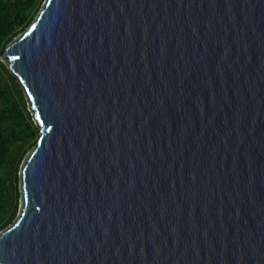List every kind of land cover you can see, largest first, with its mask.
<instances>
[{"label":"water","instance_id":"1","mask_svg":"<svg viewBox=\"0 0 264 264\" xmlns=\"http://www.w3.org/2000/svg\"><path fill=\"white\" fill-rule=\"evenodd\" d=\"M1 60L40 136L0 264H264V0H45Z\"/></svg>","mask_w":264,"mask_h":264},{"label":"trees","instance_id":"2","mask_svg":"<svg viewBox=\"0 0 264 264\" xmlns=\"http://www.w3.org/2000/svg\"><path fill=\"white\" fill-rule=\"evenodd\" d=\"M44 1L0 0V231L19 215L22 165L40 136L26 95L1 56L31 25Z\"/></svg>","mask_w":264,"mask_h":264}]
</instances>
